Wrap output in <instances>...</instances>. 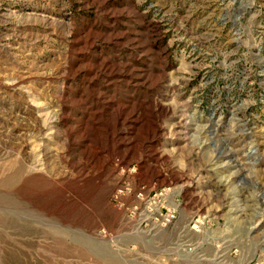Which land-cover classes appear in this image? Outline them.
I'll return each mask as SVG.
<instances>
[{"label":"rangeland","instance_id":"obj_1","mask_svg":"<svg viewBox=\"0 0 264 264\" xmlns=\"http://www.w3.org/2000/svg\"><path fill=\"white\" fill-rule=\"evenodd\" d=\"M0 264H264V0H0Z\"/></svg>","mask_w":264,"mask_h":264}]
</instances>
